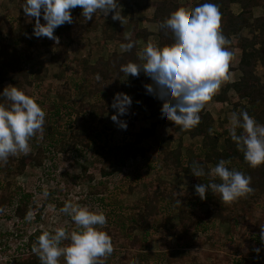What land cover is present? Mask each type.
Returning <instances> with one entry per match:
<instances>
[{
	"label": "trees",
	"instance_id": "16d2710c",
	"mask_svg": "<svg viewBox=\"0 0 264 264\" xmlns=\"http://www.w3.org/2000/svg\"><path fill=\"white\" fill-rule=\"evenodd\" d=\"M19 7L20 16L25 15L21 5L23 0H16ZM213 3L218 6L220 12V30L222 34L227 38L229 43L225 47L230 51L231 47L238 45L241 50V56L238 64V70L232 83H228L222 93L217 95L216 105L220 103H226L227 99L233 103V110L247 111L248 114L253 117L258 123L264 125V83H261V78L257 74L258 63L264 66V14L255 16L254 8L260 4L264 5V0H195L192 3V8L200 3ZM147 4L155 8L150 20L155 22L158 26L157 32H151L147 27L143 26L139 20L134 18L132 13L128 26L130 27V35L124 34V27L120 20L106 21L103 23L99 20L98 13L94 14L93 18L88 21H84L82 16V8L77 6L71 9L72 17L76 18L75 23H64L54 29V35L56 37L64 36L69 37V42L74 39L73 30L75 24L83 26L86 30L96 31L98 28L102 29L103 39L102 43H106L110 40L122 44L128 43V37L134 42V47L130 51L112 48L108 57L105 55H99L94 62L85 60L81 63L80 69L85 75L87 82L86 93L93 101H87L79 104L78 108L71 112V126L69 131L56 138H50L53 133H48L50 130V119L45 116L42 131L38 132L36 136H41L42 140L32 148L28 154H16L9 156L7 163L0 166V180L5 178L6 183L1 188L0 192V216H2L9 208L12 209L13 215L20 221H25L29 213V198L33 195L27 193L25 190H19L18 187L13 189L14 178L19 174L26 172L30 167L42 166L45 159L48 157L47 149L45 145H42L46 140L53 139L55 152L62 157H78L81 159L92 158L93 160H107L110 167H102L100 172L103 178H109L114 174L115 166H126L127 163L137 158L138 153L136 148L130 146H120L117 142H100L93 140V136L97 134V131L105 128L106 114L112 108L113 98L116 93H127L132 98V103L129 109L135 106L140 107L141 110L150 111L148 117H162V102L156 98L155 93H148L146 85L151 84V77L147 76L142 70L139 75L132 76L125 73H120L119 68L122 64L127 62L142 63L139 59L138 53H142L143 48L152 43L155 47L162 48L170 46L173 43V37L170 30L161 27V24L170 16L171 13L182 7L181 0H160L151 1L147 0ZM237 4L240 6L241 11L235 13L232 10L231 5ZM119 6L133 8L132 0H119ZM187 12V11H186ZM190 13V12H189ZM8 12L0 16V92L6 87L5 83L10 82V87H18L26 92L28 95H32L33 80L28 72L27 68L23 65V54L25 59H31L33 49L37 48L43 43V49L41 51H55L64 52L67 50L66 43L59 40L58 43L47 37L33 36L29 40L23 37V33L26 31H33L35 24V17L33 22L28 25L20 27V33L16 35L14 44L6 42L3 37L11 35L12 22L8 18ZM42 15V14H41ZM41 20V17H40ZM127 26V27H128ZM72 27L71 33L67 28ZM244 27H249L252 32V38L239 35L240 31ZM153 36L154 42H150V37ZM235 39L237 41H235ZM74 41V40H73ZM140 41L144 44L140 46ZM231 59L229 61L228 70H230ZM96 74H99L101 79L96 80ZM68 88V87H66ZM230 91L238 95V99L246 100L245 103L241 101H234V96L229 95ZM0 103H7L3 98H0ZM199 123L188 130L181 131L179 126H175L174 122L163 120L162 121L170 127L169 135L165 142L169 146L174 140H179L176 148L151 147L147 150L141 149V153L149 154L152 160L159 159V168L161 173L173 174V173H188L194 183H208L210 177L207 175L208 170L214 167L221 159L225 160L226 167L234 169L244 173L251 178L250 187L251 192L247 193L230 203H224L220 201L219 194L212 193L211 196L206 194V199L201 200L195 192H186L183 189L174 190L169 186L166 191H158L157 189H150L146 195L145 202L138 204V211L136 212V220L140 222L141 227L147 232L152 227L153 218L157 217L160 211L159 201L161 197H166L173 207L178 210L180 226L176 228L174 234L177 241H184L190 229L195 226H200L202 231H206L209 226L216 225L218 222L228 224L229 228V242L238 244L240 240L246 241L249 246H253L252 256H249L248 246L240 247V254L234 259L237 264H264V250L257 253L255 251L258 248L253 239H246L247 229L243 223V217L238 212V208H245L251 204L252 201L264 195V163L253 168L248 165L244 160L243 152L238 150L236 143L231 140L229 132L221 141L222 132H213L211 129L214 122L215 115L206 110L204 107L200 113ZM49 126V127H48ZM147 131V130H145ZM138 132L136 134L137 144L140 145L142 139L149 136L150 133ZM240 129H237L239 134ZM188 135L191 138L202 137V143L196 145V150L193 152L187 151L188 155L184 154L182 148L184 146L183 139ZM52 143V142H50ZM51 145V144H50ZM93 146L92 152L89 150L90 146ZM47 147L48 144H47ZM139 151V150H138ZM193 162H197L203 166L205 175L201 177L194 176L190 168L193 166ZM71 179L74 184L92 183L95 179L94 171H91L88 166H83L82 170L78 174H64ZM105 180H101L97 185H91L83 200L84 205L89 208H93L98 202L101 203V210L107 206L108 198L105 196L107 191V183ZM219 183V179H216ZM171 185V184H169ZM57 189L48 190V195L55 194ZM218 196V197H217ZM162 197V198H163ZM217 200L215 202L214 198ZM57 205L63 208L64 204L55 199ZM208 201V204H214L206 211L200 209L202 202ZM211 204V205H212ZM100 205V204H99ZM42 212L39 211L37 217L40 218ZM240 214V215H239ZM200 224V225H199ZM101 230L107 232L110 237L115 238L113 230L109 229V225L106 223ZM135 227H131L133 230ZM67 231H73L68 230ZM51 230L36 228L26 236V241L23 247V253L14 257L11 263L7 264H40L38 256L33 253L32 247L36 242V238L43 232ZM260 232V228L254 230ZM141 242L140 236H134L132 240L128 242V245L135 247ZM67 244L68 241L62 242ZM114 251V250H113ZM149 255L140 254L139 257L144 259ZM115 259L114 252L109 255V259ZM146 258L147 264L149 259ZM101 259V258H100ZM193 264L199 262L195 256L192 257ZM152 262V261H150ZM153 264V262H152ZM156 264V262L154 263Z\"/></svg>",
	"mask_w": 264,
	"mask_h": 264
},
{
	"label": "rangeland",
	"instance_id": "374dc122",
	"mask_svg": "<svg viewBox=\"0 0 264 264\" xmlns=\"http://www.w3.org/2000/svg\"><path fill=\"white\" fill-rule=\"evenodd\" d=\"M194 1L181 0L185 11H191ZM231 7L236 14L239 13L237 9H234L235 7L233 8V4ZM153 9L155 10V8ZM6 12L9 13L8 18L12 22V32L11 35H6L3 39L8 43L14 44L16 35L21 31L20 27L31 24L34 19L25 15L20 16L16 0H0V16ZM97 13L99 20H102L103 23L113 21V12H109L107 16H104L99 10ZM131 14V12L128 13V16H126L127 21L122 25L126 36L130 35V27L127 24ZM255 16L259 15L256 14ZM75 21L76 18L73 17L72 24ZM148 21H151L150 18ZM40 22L45 23L43 13ZM156 28L158 30V26ZM67 29L71 33L72 27ZM72 30L74 32V41L69 42V37L62 35L58 37L59 40H62L61 42L66 43L67 50L64 52H59L58 50L41 51L39 50L43 49V43H41L37 48L33 49L34 52L31 59H25L24 53H22L24 58L23 65L30 73L34 84L31 96L36 99L37 103L45 111L47 118L50 119V130L52 131L48 133L49 130H47L45 132L48 135L53 133L50 138L59 137V135L61 136L64 133L67 134L72 121L71 112L75 111L79 104L94 100L93 98L90 99L86 93V87L89 83L80 69L81 63L85 60L94 62L99 55L108 57L111 49L119 45L117 42H112L108 46L107 43L101 42L103 39L101 26L96 31H88L83 26L75 24ZM250 31L249 27H244L239 35L248 36L251 33ZM32 33L33 31H26L23 33V37L29 40L34 36ZM154 39L151 36L150 42H154ZM235 41L237 40L235 39ZM142 45L140 44V46ZM117 50L121 51V46ZM234 61L232 65L236 67L238 61ZM263 71L259 67L256 72L258 75L264 76ZM230 75V71H228L226 76ZM229 80V77L223 80L220 87L205 103L206 110H212L211 112L215 115L211 129L213 132H222L221 141L232 126L230 116L238 112V109L237 111L233 110V103L228 99L226 103H220L218 107L213 106V103H216L215 98L219 93H222ZM5 86L10 87V82H6ZM229 93V95L234 96V101L246 102V100L238 99V95L234 92L230 91ZM156 98L159 99L157 96ZM132 106L133 108L129 109L125 115L119 117L120 120L127 122V128H120L113 122L111 116L116 112V109L111 108L106 114L105 128L100 129L93 136L95 142L99 140L100 142L114 141L120 146L128 145L136 148L138 153V157L127 163L126 166L113 167L114 174L107 179L103 178L100 172L102 167L112 170L107 160L97 161V159L93 160L90 157L84 159L62 157L55 152L53 146L55 140L49 138L42 144L48 148V157L45 159L44 164L30 167L26 172L19 174L14 178L12 186L13 189L18 187L19 190L22 189L27 193L33 194L29 198L30 210L28 217L25 221L18 220L13 215L11 208L0 216V264L11 263L14 257L23 253L27 234L36 228L54 231L56 227H64L68 230H76V225L71 220V217L61 212L62 208L57 205L55 199L59 198L63 203L70 201L85 206L82 200L90 186L97 185L101 180H105L104 182L107 183L108 187L105 196L109 200L102 211L106 216L109 229L111 232L113 230V235L116 234L115 238L111 237L116 258L109 259V256L101 258L104 260V264H147V257L141 259L139 257L140 254L149 255V258H147L149 259L148 264H152V262L153 264L155 262L156 264H193V256L204 264H237L232 258L239 257V248H242V246H248L249 256L255 254L253 246H249L244 240H240L236 246L229 242V225L221 222L209 226L206 231H202L199 224L200 226H195L189 230L187 238L182 243L177 241L174 232L180 226L178 210L163 196V198H160L161 201H159L160 211L157 217L153 218L150 231L148 230L147 232L141 227L140 222L136 220L135 214L139 210L138 204L145 202L146 195L150 189H157L163 192L171 186L174 190L183 189L186 192H195L197 184L192 181L188 173H161L159 159L152 160L149 154L144 156L141 153L140 147L145 150L162 146L176 148L179 140L172 141L169 146L166 145L165 140H167L169 135L170 127L162 121V117H148L150 111L141 110L134 103ZM145 130L150 135L144 137L139 145L136 141V134ZM40 140H42L41 136H33L29 140L30 149L37 146ZM202 141V137L191 138L186 135L183 139L184 146L182 148L184 154L188 155L187 151L193 152L194 149L196 150L195 146L201 144ZM47 144L49 147H47ZM89 150L92 152V145ZM83 166H88L91 171H94L95 179L92 183L74 184L69 177L64 175L65 173L78 174ZM5 183V178L0 180V192ZM54 189H57L55 194H47L48 190ZM206 194L211 196L212 192L209 191ZM217 197L216 199L213 197L215 202ZM211 204H208V201H204L202 206L200 204V209L206 211L209 207L214 206V204ZM91 209L101 210V203L98 202ZM237 210L243 217V223H245L244 226L247 229L246 239H253L258 248L264 250V242L260 240V232L254 231L260 228V224H264V195H260L249 206L242 209L238 208ZM39 211L42 212L40 218L37 217ZM132 226L135 227L133 230L131 229ZM97 227L104 228L103 226ZM134 236H140L141 242L135 247H131L128 242ZM258 258H261L258 260L264 259L262 256ZM59 264H64L63 257L59 258ZM196 264L200 263L197 262Z\"/></svg>",
	"mask_w": 264,
	"mask_h": 264
},
{
	"label": "clouds",
	"instance_id": "9594fccd",
	"mask_svg": "<svg viewBox=\"0 0 264 264\" xmlns=\"http://www.w3.org/2000/svg\"><path fill=\"white\" fill-rule=\"evenodd\" d=\"M80 6L84 21L91 20L99 10L104 16L113 12L112 19L123 23L118 11L119 0H23L21 8L25 16L35 17L33 35L55 40L54 29L64 23H72L71 9ZM114 10V11H113ZM43 20L40 22L41 14ZM170 30L173 43L162 48L148 43L138 53L142 63L127 62L119 68L127 76L139 75L142 70L151 77L152 83L146 85L148 93H155L163 104L162 119L174 122L181 131L195 127L200 121V111L205 103L227 78L226 73L232 53L225 47L229 43L220 30V12L213 3H200L186 12L178 8L161 24ZM128 43L121 48L130 51L134 42L128 37ZM96 80H100L96 74ZM0 98V166L7 163L9 156L17 153L28 154L29 140L42 131L46 113L36 99L18 87H5ZM132 103L130 95L118 92L112 102L116 112L111 116L120 128H127V122L119 117L125 115ZM229 135L243 152L244 160L250 167L264 163V125L258 123L247 111L233 113L230 116ZM237 129H240L239 134ZM221 159L211 167L207 175L208 183L195 186V193L201 200L211 191L219 194L220 201L230 203L251 192V178L244 173L226 167ZM196 177L205 175L203 166L193 162L190 168ZM219 179V183L215 182ZM61 212L69 215L76 230L67 231L56 227L53 232L43 231L33 244L40 264H104V260L113 252V243L107 232L100 227L107 223L102 210H93L72 202H65ZM260 240L264 242V224H260ZM68 241L67 244L62 242ZM255 251L259 253L260 248Z\"/></svg>",
	"mask_w": 264,
	"mask_h": 264
},
{
	"label": "crops",
	"instance_id": "0c3cea01",
	"mask_svg": "<svg viewBox=\"0 0 264 264\" xmlns=\"http://www.w3.org/2000/svg\"><path fill=\"white\" fill-rule=\"evenodd\" d=\"M151 1H160V0H151ZM132 2H133V8L121 7V6L118 7V11L121 13L122 19H123V23L122 24H124L127 21V17L126 16H128V13L131 12V13L134 14V17L137 20H139V22H141V24L143 26L147 27L151 32H156V30H157V28H156L157 27V24L155 22H153V21H148V19L152 16V14L154 12V9H153L154 7L147 5V0H132ZM233 8L234 9H237V12H240L241 11L240 6L237 5V4H233ZM110 12H112V11H110ZM256 14H258V15L264 14V5H258V6H256L254 8V15H256ZM246 37L252 38V32L248 36H246ZM112 42H115V41L110 40V41H108L106 43L109 46L110 43H112ZM140 44H144V43L142 41H140ZM114 47H117V49H119L120 45H117V46H114ZM230 52L232 53L231 63H230L231 68L229 70L231 75L230 76H227V78L229 77L230 80L228 82L229 83H232L234 81V78L236 76V72L238 70V68H237L238 65L236 67H233L232 63L235 60V61H238V64H239V60H240V56H241V50L236 45V46L231 47ZM259 67H260V69L264 70V66L262 64H260V63H258V65H257V70L259 69ZM260 78H261V83H264V76H260ZM213 106H217L216 103H213Z\"/></svg>",
	"mask_w": 264,
	"mask_h": 264
}]
</instances>
